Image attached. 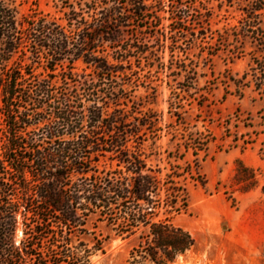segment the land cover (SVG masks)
Returning a JSON list of instances; mask_svg holds the SVG:
<instances>
[{
	"label": "trees",
	"instance_id": "obj_1",
	"mask_svg": "<svg viewBox=\"0 0 264 264\" xmlns=\"http://www.w3.org/2000/svg\"><path fill=\"white\" fill-rule=\"evenodd\" d=\"M28 2L0 0V264H89L95 252L104 253L103 240L93 248L75 245L72 230L87 231L93 217L117 237L133 240L128 264H175L195 246L192 235L173 222L189 208L185 183L194 171L186 155L207 157L212 138L182 135L178 156L167 155L170 166H154L143 137L161 131L159 116L138 117L120 107L113 77L126 73L133 53L149 51L145 42L126 41L125 28L148 29L156 20L152 6L145 0H91L78 9L64 6L69 12L63 24L40 11L36 0L22 13ZM175 6L179 17L173 20L184 25L191 8ZM263 13L264 4L251 5L232 27L237 44L260 41L262 60L251 67L260 94ZM171 33L157 39L163 49L174 42L167 45ZM80 62L85 67L78 72ZM184 75L190 72L178 66L176 76ZM248 77L230 81L241 89L251 84ZM236 165L240 189L255 188L256 172L241 160ZM20 223L23 238L17 243Z\"/></svg>",
	"mask_w": 264,
	"mask_h": 264
},
{
	"label": "rangeland",
	"instance_id": "obj_2",
	"mask_svg": "<svg viewBox=\"0 0 264 264\" xmlns=\"http://www.w3.org/2000/svg\"><path fill=\"white\" fill-rule=\"evenodd\" d=\"M33 1L23 5L21 12L35 7ZM36 1L40 11L65 24L69 8L64 6L73 4L78 9L79 4L91 0ZM145 1L152 6L151 17L156 20L147 25L148 29L133 25L125 28V36L126 41L145 42L149 51L145 55L133 53L126 73L113 77L114 88L121 97L120 107L138 117L147 112L159 116L161 131L143 137L147 139L144 150L152 154L154 166H170L167 155L174 152L178 156L176 143L182 135L197 138L202 133V138H212L207 157L204 152L197 160L192 151L186 155L194 171V179L185 183L189 208L173 222L192 235L195 246L175 264H264V94L254 89L251 77L254 60H262L260 41L247 38L241 46L232 29L243 9L264 4V0ZM177 4L191 8L192 17L184 25L173 20L179 17L174 12ZM261 21L264 28V13ZM170 29L172 40L167 45L174 42L163 49L157 39L168 35ZM198 30V35H191ZM222 35L229 38L222 40ZM237 51L243 54L235 57L233 52ZM180 65L190 72L188 77L176 76ZM84 67L80 62L76 71L81 72ZM193 70L197 73L196 82L191 80ZM245 73H249L247 80L251 84L237 89L230 80H240ZM238 160L256 172L258 184L250 191H242V185L234 180ZM86 230H72L73 244L93 248L103 240L104 250L95 252L89 264H128L132 239L117 237L106 222H99L96 217L91 218ZM22 238L20 223L17 243Z\"/></svg>",
	"mask_w": 264,
	"mask_h": 264
},
{
	"label": "crops",
	"instance_id": "obj_3",
	"mask_svg": "<svg viewBox=\"0 0 264 264\" xmlns=\"http://www.w3.org/2000/svg\"><path fill=\"white\" fill-rule=\"evenodd\" d=\"M264 236V235H263ZM261 242H263V244H264V237H261Z\"/></svg>",
	"mask_w": 264,
	"mask_h": 264
}]
</instances>
